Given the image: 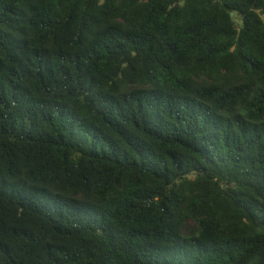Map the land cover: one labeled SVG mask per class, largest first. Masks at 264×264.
Segmentation results:
<instances>
[{
	"label": "trees",
	"instance_id": "16d2710c",
	"mask_svg": "<svg viewBox=\"0 0 264 264\" xmlns=\"http://www.w3.org/2000/svg\"><path fill=\"white\" fill-rule=\"evenodd\" d=\"M0 264H264V0H0Z\"/></svg>",
	"mask_w": 264,
	"mask_h": 264
}]
</instances>
